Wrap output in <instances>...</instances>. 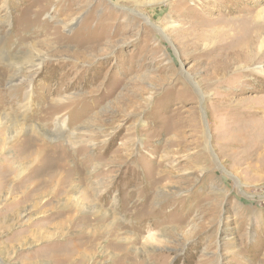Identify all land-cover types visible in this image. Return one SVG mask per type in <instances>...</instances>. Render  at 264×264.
Segmentation results:
<instances>
[{
	"label": "rangeland",
	"instance_id": "obj_1",
	"mask_svg": "<svg viewBox=\"0 0 264 264\" xmlns=\"http://www.w3.org/2000/svg\"><path fill=\"white\" fill-rule=\"evenodd\" d=\"M262 9L0 0V264H264Z\"/></svg>",
	"mask_w": 264,
	"mask_h": 264
},
{
	"label": "bare ground",
	"instance_id": "obj_2",
	"mask_svg": "<svg viewBox=\"0 0 264 264\" xmlns=\"http://www.w3.org/2000/svg\"><path fill=\"white\" fill-rule=\"evenodd\" d=\"M111 3V2H110ZM113 3V2H112ZM258 18L260 19V21H262V22H264V9H262L261 11H260V13L258 14ZM173 24H175V23H173ZM172 24V26L170 27L171 29L173 28L174 29V27L176 26V25H173ZM180 27H182V26H180ZM162 28V27H161ZM178 28V27H177ZM183 29V28H182ZM181 31V30H180ZM179 33V32H178ZM177 33V34H178ZM184 36V35H183ZM228 38V37H227ZM226 38V39H227ZM230 38V37H229ZM231 40V39H230ZM229 40V41H230ZM224 43V42H223ZM227 44V43H226ZM228 45V44H227ZM202 46V45H201ZM208 46V45H207ZM241 47H242V51H234L233 49H231V51L230 52H228V53H226V52H222L221 51V49L223 48V47H227V46H223V45H218L217 46V48H215L216 49V51L219 49L220 51H218L219 53H218V57L220 58V60H221V64H219V65H217V67H219V69H218V71H219V73H222V74H228L229 72H230V69L232 68V66H235L236 64H238V63H240V67L242 68V71H239V72H236L235 74H233V76H232V79H231V82L233 81V80H236V79H240L241 77H244L245 75H248L249 73H250V71H251V68L254 66L253 65V63L255 62V59H259V58H256V55L258 54L260 57H263L264 56V35L263 34H257V30H255V34H253L252 36H251V38H249V39H245L242 43H241V45H240ZM183 49V48H182ZM215 49H213L212 48V50H215ZM210 54V53H209ZM81 55V54H80ZM45 59L44 58H42V57H40L38 54L37 55H35V58L34 59H32V60H30V61H27L26 62V64L28 65V66H31V67H35V66H37V67H40L41 66V64L43 63V61H44ZM260 60V59H259ZM238 66V65H237ZM257 66H259V65H257ZM239 67V68H240ZM235 70H236V68H235ZM257 70H259V71H257V72H259V74H262L263 73V71L262 70H260V69H257ZM219 73H218V75H219ZM218 78V77H217ZM194 82V81H193ZM198 91H199V93H201L202 94V90L200 89V87H198ZM204 94V93H203ZM206 98V97H205ZM26 100H27V102H28V96L26 97ZM255 100V99H254ZM242 103H245V105L247 106H250V107H252V104L254 103V101L252 100H242V101H240L239 102V104H242ZM67 104V103H66ZM65 105V104H64ZM223 105H227L226 106V108L227 109H229V110H231L233 107H238L239 105L238 104H234L233 103V105L232 104H230L229 102H226V101H224V103H223ZM54 109H56V108H54ZM64 125V124H63ZM17 133H19V132H17V130H13V131H9L8 133H7V135H8V141H10L11 142V139H13V138H15L16 137V135H17ZM58 133V132H57ZM45 134H47L46 132H45ZM53 134V133H52ZM262 134L263 133H261L260 134V136L257 138V139H259L261 136H262ZM50 135V134H49ZM34 136V135H33ZM26 138V137H25ZM37 138V137H36ZM7 139V138H6ZM45 139V138H44ZM69 139V138H68ZM43 140V139H42ZM42 140H40V141H42ZM73 140V139H72ZM47 141V140H46ZM17 142V141H16ZM45 142V141H44ZM260 142H261V144H262V147H261V150L262 151H264V136L263 137H261L260 138ZM18 143V142H17ZM32 143V142H31ZM55 143V142H54ZM64 143H66V142H64ZM20 144V143H19ZM41 144H42V142H41ZM247 144H250V141H247ZM2 145V144H1ZM21 145V144H20ZM37 145H39V144H37ZM52 145V144H51ZM55 145V144H54ZM62 145V144H61ZM209 145V144H208ZM47 146V145H46ZM65 146V145H64ZM242 146V145H241ZM48 147V146H47ZM63 147V146H62ZM73 147V146H72ZM242 147H244V146H242ZM46 150V149H45ZM18 152V151H17ZM43 152V151H42ZM70 152V151H69ZM71 153V152H70ZM41 155V154H40ZM71 155V154H70ZM50 156H51V154H50ZM73 156V155H72ZM261 156H264V154H261ZM24 158H25V156H24ZM73 159V158H72ZM70 161V160H69ZM16 162V161H15ZM59 163V162H58ZM18 164V163H17ZM60 164V163H59ZM21 165V164H20ZM40 165V164H39ZM63 166V165H62ZM27 167L28 166H25V164L24 165H22V166H20L19 168H20V176H21V174H23V172H25V170L27 169ZM56 167V166H55ZM259 167V166H258ZM49 175V174H48ZM8 178V177H7ZM62 179V178H61ZM59 180V179H58ZM61 181V180H60ZM57 182H59V181H57ZM36 184V183H35ZM49 184H50V182H49ZM27 185V184H26ZM56 185V184H55ZM50 186V185H49ZM60 186V185H59ZM35 188V187H34ZM33 188V189H34ZM45 188H48V187H45ZM36 189V188H35ZM46 190V189H45ZM44 190V191H45ZM53 190V189H52ZM67 190V189H66ZM38 191H39V189H38ZM37 191V189H36V192H38ZM33 192V191H32ZM57 192V191H56ZM79 192V191H78ZM31 193V191L28 193V195ZM34 193V192H33ZM50 193V192H49ZM35 194V193H34ZM43 194V193H42ZM51 194V193H50ZM53 194V193H52ZM27 195V196H28ZM31 195H33V194H31ZM60 196V195H59ZM65 196H66V194H65ZM54 197V196H53ZM79 197L80 196H75V197H72V198H68V199H66L65 200V202L66 203H70V202H72V203H70V204H66L65 205V209L67 210V209H69V207L67 208V205H71V204H73V206L76 204V207H78V205H79V201H78V199H79ZM30 198V197H29ZM33 198V197H32ZM56 198V197H55ZM65 199V198H64ZM58 203V202H57ZM33 204V203H32ZM16 208V207H15ZM45 208V207H44ZM73 208V207H72ZM75 208V207H74ZM98 208V207H97ZM96 207H94V209H97ZM71 209V208H70ZM69 209V210H70ZM83 209V207H80L79 208V210H82ZM93 208L92 209H90V208H86V210L88 211V212H90L91 210H94ZM73 210V209H72ZM75 210V209H74ZM65 212V211H64ZM64 212H62V213H64ZM80 226V225H79ZM84 226V225H83ZM89 230V229H88ZM85 234V235H84ZM91 234H93V233H91V232H89V231H85V232H83V234H82V238H88L89 237V235H91ZM93 236V235H92ZM96 238V237H95ZM94 238V239H95ZM92 239V238H91ZM31 243V242H30ZM77 249V248H76Z\"/></svg>",
	"mask_w": 264,
	"mask_h": 264
}]
</instances>
